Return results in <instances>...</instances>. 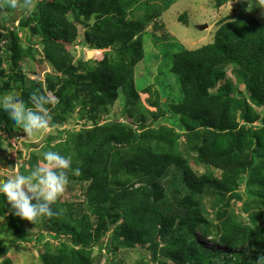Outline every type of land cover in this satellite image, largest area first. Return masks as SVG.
<instances>
[{
	"label": "trees",
	"instance_id": "trees-1",
	"mask_svg": "<svg viewBox=\"0 0 264 264\" xmlns=\"http://www.w3.org/2000/svg\"><path fill=\"white\" fill-rule=\"evenodd\" d=\"M136 1L34 0L30 13L16 9L0 15V68L4 61L12 66L8 82L2 80L0 96L18 91L16 96L29 102L32 92L44 91L41 83L28 87L21 67L41 52L61 75L46 80L47 90L58 100L55 109L48 106L50 127L68 122L77 105L78 122L90 123L50 135L43 148L71 157L72 168H80L79 176L70 174L69 185L83 187L86 201L76 205L60 197L53 206L56 215L33 223L8 216L13 208L1 196L0 216L18 233L25 231L22 223L28 221L52 239L71 234L70 245L62 244L48 256L50 264H96L93 249L104 250L103 239L111 230L113 242L122 239L123 247L149 244L156 260L160 241L165 247L172 239L169 243L187 246L202 264H218L220 257L225 264H247L242 259L246 250L255 253L249 263L254 264L264 257V111L258 110L264 108V24L246 13L228 15L216 27L213 41L174 52L179 45H170L173 53L164 57L172 64L169 71L180 94L167 107L161 100L165 87H138L135 78L138 64L144 58L152 61L145 42L153 35L147 31L163 8L152 9L146 0L145 13L130 19L128 10ZM216 1L220 7L231 0ZM89 11L96 16L92 23L83 20ZM185 16L179 21L188 26ZM79 38L102 58L75 60L68 46ZM221 66L235 68V85L217 70ZM160 72L171 78L164 68ZM164 77L156 79L165 81ZM241 85L247 88L246 97H238ZM142 93L148 95V107L156 109L153 117L171 114L165 120H172V126L151 130L143 123L139 129L126 122H101L120 101L125 102L122 113L129 111L128 117L139 122L129 106L140 101ZM0 123L10 134L20 129L4 113ZM39 158H33L32 166ZM201 167L205 172L199 175L195 168ZM241 187L254 196L243 205L246 220L229 210L233 201L244 200ZM198 233L227 250L206 247ZM38 236L39 241L45 239L44 234ZM236 249L240 251H230ZM4 264L11 262L6 259Z\"/></svg>",
	"mask_w": 264,
	"mask_h": 264
},
{
	"label": "rangeland",
	"instance_id": "rangeland-1",
	"mask_svg": "<svg viewBox=\"0 0 264 264\" xmlns=\"http://www.w3.org/2000/svg\"><path fill=\"white\" fill-rule=\"evenodd\" d=\"M4 2L5 0H0V4H4ZM145 2L146 0H137L134 4H132L128 10L130 14L128 18H132L134 20L140 18L145 13L147 8L144 5ZM150 2V6L153 7L152 9H156V7L159 6L164 10L162 9V11H160V13H162L156 20L153 21L154 24L150 25L147 31L148 34L155 36L147 38L145 42L146 51L150 54L152 61L144 58L136 68L135 78L138 87L140 85L144 87L146 84H151L155 85L156 88L158 86L159 91L161 87H165L167 90L165 89L162 91L161 100H163L164 103H167V107L168 105L170 106L171 99L179 98L178 95L180 94L177 93V89L179 88V85H177L176 82L177 80L175 81L174 78H172L173 73L169 71L172 64L168 63V59L164 57L165 53L172 52V50H170L171 48H169L170 45H179L173 50L174 52L176 50H180V48H198L213 41L216 27H219L220 21L228 15L236 17L246 13L248 16L253 15L257 20L264 24V9L256 8L253 10L256 12H249L247 11L248 5L244 2V0H231L220 7H216V0H169V3L167 2L165 4L162 0H150ZM166 6L169 7L166 8ZM10 11L11 10L0 11V15L6 14ZM185 15L189 17L188 26H185L182 24V21H179V18L184 17ZM85 19H88L87 22L92 23L96 19L95 13L89 11L88 15L83 17V20ZM17 25L18 22L16 23V26ZM204 25L207 26L202 29ZM156 26H158V28ZM79 28L82 34L84 26L80 25ZM156 37L159 39H156ZM4 40L5 39L1 40V47L5 50L6 45L4 44ZM82 42V38H79L77 41L68 46L69 50L73 53L75 60L83 59L87 61L88 58L97 56H99L97 58H102L103 55L100 56V51H93L87 44ZM24 46L26 47L27 45L25 44ZM34 46L39 50L42 49V46L36 42H34ZM89 52L91 53L89 54ZM35 56L36 57L34 59H25L21 64L23 73L26 74L24 82L27 83L28 87L32 85V83H41L44 91L49 93L54 99V103L51 104L50 108V110H53L55 109L58 100L52 92L47 90L46 80L50 77L55 81L61 75L50 63L43 60V54L41 52L37 53ZM162 68L170 73L171 78L164 77L166 75L165 72L162 75V72H160ZM217 70L223 71L225 73V79L231 81L234 85L236 84L234 67L221 66L217 67ZM84 74V71H79L78 73L80 76H84ZM10 75H12L11 62L4 61L0 68V86L3 85L2 80L8 82ZM157 77H164L166 80H160L158 82L156 79ZM160 83L162 84L160 85ZM221 84H223V80L217 81L214 90L217 91ZM240 91L242 92L238 94V97H246L249 95L247 88H245L244 85L240 86ZM14 94L17 95L18 91H15ZM140 96V101H136L129 106L130 110L139 122H133V119L128 117L129 111L122 113L125 109L124 101H120L118 105H114L111 108L110 113H105L101 122H126L133 124L134 128L139 129L143 123L147 129L149 128L151 130H158L163 125L172 126V120H165L169 119L171 114H164V116H161L160 118L153 117V113L156 112V109L148 107V95L146 93H142ZM167 98H169V100ZM74 104L78 103H73V105ZM77 106L78 109L75 110V113H73L72 118L68 122L64 121L63 124H57L53 127L49 126L46 131L35 133L32 136H27L22 129L14 130L10 134L7 132L6 125L0 123V180L7 178V176L22 173L23 170L24 172L30 171L33 167L31 163L33 158L35 156L40 157L36 162L42 158L45 141L50 135L56 136L59 132L70 129L76 125L78 128L89 125L90 123H87L86 121L78 122L77 112L79 110V105ZM258 110L260 113H263L264 108H259ZM0 113L4 112L0 110ZM140 131L142 132V130ZM54 143L56 145L59 144V142ZM210 168L213 169V167ZM195 170L196 173L201 175L205 172V167L198 169L195 168ZM215 172L216 175L221 173L220 170H215ZM240 190L244 200L233 201L229 210L234 214H240L238 215L240 219L246 220L247 215L242 213V208L244 203L250 199L252 200L254 196L251 194L247 196L245 187H241ZM84 194L85 189L83 187H73L68 184L65 192L61 196V199L63 203L69 202L71 204L78 205L86 201L83 197ZM1 196H3V194H0V197ZM204 203L208 206L209 200H205ZM211 212L212 211L209 210V213ZM15 215L14 209L8 212V216ZM261 222L264 226V220ZM22 228L25 230L23 233L15 232L13 228L9 226L8 222H6L4 217L0 218V264H4L6 259H9L11 264H13L14 261H16L14 264H50L48 256L55 252L56 247L62 244H71V234H61L60 240L52 239L49 235H47L48 233H46V230L39 231L36 227H32L28 221H23ZM1 233L2 237L6 238L2 244ZM39 233L45 235V239L43 241H39ZM198 236L201 243L208 248H213L219 251L227 250L224 246L215 244L210 239H204V237L202 238V234L200 233H198ZM113 239V230H111L103 239L104 250L99 251L97 247L93 249L92 256L96 264H202L200 259L193 258L192 252L187 246H174L172 243H169L172 239L166 243L165 247L163 241H160V248L157 250L158 260L154 258L153 249L149 244L137 246L135 248H128L122 246V243H120L122 242V239L116 243L113 242ZM162 246L163 249H161ZM109 247H111L110 250H112V254L108 251ZM230 251L234 252L240 250L236 249ZM254 254L253 250H246L245 257L243 256L242 259L249 264L252 260L254 261ZM99 259L101 260L98 263ZM217 261L218 264H225L226 262L223 257L218 258ZM254 264H256V260Z\"/></svg>",
	"mask_w": 264,
	"mask_h": 264
},
{
	"label": "clouds",
	"instance_id": "clouds-1",
	"mask_svg": "<svg viewBox=\"0 0 264 264\" xmlns=\"http://www.w3.org/2000/svg\"><path fill=\"white\" fill-rule=\"evenodd\" d=\"M244 2L249 12L256 8L264 9V0ZM34 8V0H5L4 4H0V11L21 9L27 14ZM53 103V97L40 89L32 92L29 102L15 94L0 96V110L13 126L22 129L27 136L49 128L52 117L48 106ZM70 174L80 175L79 167L72 168L71 157L59 151L47 150L30 171L0 180V194H3L17 216L34 223L39 218H51L57 214L53 206L65 192ZM256 264H264V257H259Z\"/></svg>",
	"mask_w": 264,
	"mask_h": 264
},
{
	"label": "crops",
	"instance_id": "crops-1",
	"mask_svg": "<svg viewBox=\"0 0 264 264\" xmlns=\"http://www.w3.org/2000/svg\"><path fill=\"white\" fill-rule=\"evenodd\" d=\"M0 218H2V217H0ZM3 233V232H2ZM2 233H1V244L6 240V238L5 237H2ZM4 235V234H3ZM16 261H14L13 262V264L15 263Z\"/></svg>",
	"mask_w": 264,
	"mask_h": 264
},
{
	"label": "water",
	"instance_id": "water-1",
	"mask_svg": "<svg viewBox=\"0 0 264 264\" xmlns=\"http://www.w3.org/2000/svg\"><path fill=\"white\" fill-rule=\"evenodd\" d=\"M206 26H207V25H204V26L202 27V29L205 28Z\"/></svg>",
	"mask_w": 264,
	"mask_h": 264
}]
</instances>
